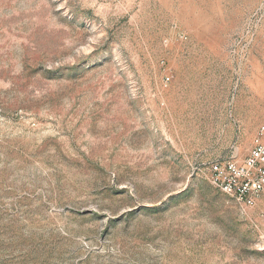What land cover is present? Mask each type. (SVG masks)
Segmentation results:
<instances>
[{
    "label": "rangeland",
    "instance_id": "1",
    "mask_svg": "<svg viewBox=\"0 0 264 264\" xmlns=\"http://www.w3.org/2000/svg\"><path fill=\"white\" fill-rule=\"evenodd\" d=\"M260 126L264 0H0V264H264Z\"/></svg>",
    "mask_w": 264,
    "mask_h": 264
},
{
    "label": "built area",
    "instance_id": "2",
    "mask_svg": "<svg viewBox=\"0 0 264 264\" xmlns=\"http://www.w3.org/2000/svg\"><path fill=\"white\" fill-rule=\"evenodd\" d=\"M208 179L242 210L252 208L264 192V126L257 128L253 145L241 161L224 159L210 164Z\"/></svg>",
    "mask_w": 264,
    "mask_h": 264
}]
</instances>
